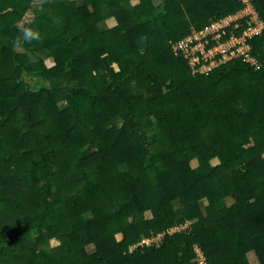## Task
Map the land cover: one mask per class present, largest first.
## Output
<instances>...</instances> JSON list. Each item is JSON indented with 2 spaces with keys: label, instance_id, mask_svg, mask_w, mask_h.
<instances>
[{
  "label": "trees",
  "instance_id": "trees-1",
  "mask_svg": "<svg viewBox=\"0 0 264 264\" xmlns=\"http://www.w3.org/2000/svg\"><path fill=\"white\" fill-rule=\"evenodd\" d=\"M33 3L0 0V264H264V68L169 46L244 1L40 0L17 46Z\"/></svg>",
  "mask_w": 264,
  "mask_h": 264
},
{
  "label": "built area",
  "instance_id": "built-area-1",
  "mask_svg": "<svg viewBox=\"0 0 264 264\" xmlns=\"http://www.w3.org/2000/svg\"><path fill=\"white\" fill-rule=\"evenodd\" d=\"M243 1L246 7L239 14L213 21L202 30L194 29L188 38L177 43L170 42L173 52L196 63L193 66L194 74L210 75L216 69L237 60L251 65L256 71L264 68V64L254 55L251 44L252 40L264 33V20L257 13L252 0ZM162 237L159 235L146 240L151 242ZM146 240L140 245L149 246L150 242ZM194 253L197 264H210L199 246L195 247Z\"/></svg>",
  "mask_w": 264,
  "mask_h": 264
},
{
  "label": "rangeland",
  "instance_id": "rangeland-1",
  "mask_svg": "<svg viewBox=\"0 0 264 264\" xmlns=\"http://www.w3.org/2000/svg\"><path fill=\"white\" fill-rule=\"evenodd\" d=\"M157 2V4H160L161 0H155ZM136 2V0H135ZM40 0H34V3L32 5V7L27 11L25 17H24V20H25V25L26 24H30L34 21L35 19V16H36V12L38 10L41 9V6H40ZM105 24L107 27H112L115 25V19L112 17V16H109L108 19L105 21ZM18 50L20 51H23L24 48L23 47H19ZM45 63L48 67H52L54 65V61L50 58H46L45 59ZM190 64L192 65V67L194 65H196L195 62L191 63ZM210 68H213L214 66H209ZM27 78H28V81H29V84L32 88V90H37L39 89L40 87L42 86H45V85H48L49 82L47 81V79L45 78L44 74L43 73H33V74H27ZM137 83L135 85H133L134 88H137ZM120 120H116V123L119 124ZM149 121H151L152 123L155 122L154 118H149ZM219 163V160L215 159L213 160L212 162L206 164V166L203 167V169L206 171V172H211L213 167L215 165H217ZM192 166L193 168H199V164H198V160H194V162L192 163ZM229 204L230 203H233V200L232 199H227ZM174 207L179 209L181 208V204L180 202H175L174 203ZM191 225L190 222H188L186 225L184 226H180V227H176V228H173L170 230V233L171 234H175V233H180L182 232L183 230H186L189 226ZM147 242H150L149 240H146ZM155 244V243H159V240H156V241H151L150 242V245L151 244ZM59 246V243L57 241H52L51 244L49 246H46L45 249H53V248H56ZM197 247V246H195ZM194 247V249H195ZM91 250V249H90ZM251 261H252V264H256V260H257V257L255 255H252L250 257ZM258 264V263H257Z\"/></svg>",
  "mask_w": 264,
  "mask_h": 264
},
{
  "label": "clouds",
  "instance_id": "clouds-1",
  "mask_svg": "<svg viewBox=\"0 0 264 264\" xmlns=\"http://www.w3.org/2000/svg\"><path fill=\"white\" fill-rule=\"evenodd\" d=\"M21 35L17 38V46H19L22 42L31 43L33 41L40 40V33L39 31L31 28L26 27L23 23L17 25Z\"/></svg>",
  "mask_w": 264,
  "mask_h": 264
},
{
  "label": "crops",
  "instance_id": "crops-1",
  "mask_svg": "<svg viewBox=\"0 0 264 264\" xmlns=\"http://www.w3.org/2000/svg\"><path fill=\"white\" fill-rule=\"evenodd\" d=\"M20 23H23V24L25 25V20H24V18L21 19V20H18V21L16 22V25H18V24H20Z\"/></svg>",
  "mask_w": 264,
  "mask_h": 264
}]
</instances>
